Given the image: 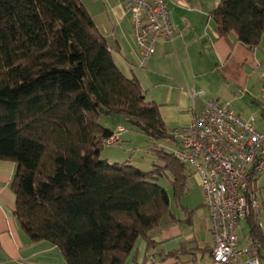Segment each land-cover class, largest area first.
I'll return each mask as SVG.
<instances>
[{"label":"trees","instance_id":"obj_1","mask_svg":"<svg viewBox=\"0 0 264 264\" xmlns=\"http://www.w3.org/2000/svg\"><path fill=\"white\" fill-rule=\"evenodd\" d=\"M210 14L221 35L248 48L264 33V0H219ZM103 115L123 117L153 143L171 141L81 0H0V160L16 165L13 214L31 242L56 245L66 264H123L139 239L152 249L190 190L191 166L163 147L150 148L147 169L101 158L121 125L100 123ZM247 220L250 240L264 247L258 218Z\"/></svg>","mask_w":264,"mask_h":264},{"label":"crops","instance_id":"obj_2","mask_svg":"<svg viewBox=\"0 0 264 264\" xmlns=\"http://www.w3.org/2000/svg\"><path fill=\"white\" fill-rule=\"evenodd\" d=\"M81 1L105 37L117 68L125 77L138 81L145 99L157 105L169 131L188 124L201 110L204 99L209 98L242 120L255 123L256 129L264 130L260 94L264 33L253 48L232 34L221 35L210 14L219 0L168 1L174 34L171 39H158L145 62L135 45L132 17L124 0ZM198 89L204 91L202 97L189 95L190 90ZM105 158L114 160L109 155ZM15 169L14 162L0 160V264H66L56 245L48 241L31 242L16 220L15 196L10 187ZM252 188L260 206L258 223L264 232V173L254 177ZM183 197L180 205L171 207L176 221L155 235V246L147 250L145 241L139 239L123 264H206L210 261L214 239L208 210L202 203L194 207L184 205ZM242 223L247 226L245 236ZM237 236L240 246L251 241L247 219L238 223ZM260 249L264 255V247Z\"/></svg>","mask_w":264,"mask_h":264},{"label":"built area","instance_id":"obj_3","mask_svg":"<svg viewBox=\"0 0 264 264\" xmlns=\"http://www.w3.org/2000/svg\"><path fill=\"white\" fill-rule=\"evenodd\" d=\"M133 22V38L142 62L147 61L160 38L171 39L170 0H124ZM184 3L186 0H178ZM264 108V76L260 86ZM202 97V89L190 90ZM125 128L116 127L106 143L119 141ZM176 144L173 152L191 166L203 192L214 239L211 259L206 264H261L260 243L239 245L237 226L251 215L258 218L259 201L249 186L251 177L264 173V130H258L214 99H204L191 121L170 131Z\"/></svg>","mask_w":264,"mask_h":264},{"label":"rangeland","instance_id":"obj_4","mask_svg":"<svg viewBox=\"0 0 264 264\" xmlns=\"http://www.w3.org/2000/svg\"><path fill=\"white\" fill-rule=\"evenodd\" d=\"M99 122L111 128L116 127V124L120 123L125 128V130L120 133V140L117 143L112 146H105L103 148L101 152V158L105 157V155H109L114 159L113 161L118 162L130 159V161L134 165L143 169H147L152 161L155 160V156L150 153L151 147H163L166 151H174L176 149V144H174L170 140H159L153 143L146 137L143 132L131 128L130 124L121 116L103 115L99 119ZM254 125L256 124L254 123ZM141 161L147 162V166ZM160 181L164 187H167L168 183L166 181V178ZM188 182L190 190L188 194L185 195L182 199L184 205L187 203L194 207L201 203L203 204V192L199 186L197 177L192 174ZM167 188L169 190L170 196H172L171 189L169 187ZM242 227V233H244L245 236L247 235L246 223H242Z\"/></svg>","mask_w":264,"mask_h":264}]
</instances>
